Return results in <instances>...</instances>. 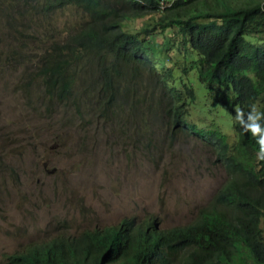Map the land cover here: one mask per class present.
I'll return each instance as SVG.
<instances>
[{"label": "trees", "instance_id": "1", "mask_svg": "<svg viewBox=\"0 0 264 264\" xmlns=\"http://www.w3.org/2000/svg\"><path fill=\"white\" fill-rule=\"evenodd\" d=\"M158 2L0 0L7 41L0 73L26 66L9 77L29 101L46 97L40 116L50 118L54 102L69 106L56 129L72 118L79 125L114 119L112 136L127 132L154 151L149 125L170 137L198 136L225 180L186 224L159 228L152 217H123L7 254L5 264H264V161L256 159V138L234 119L237 107L264 111V0H172L162 9ZM66 6L79 9V19L53 24ZM141 14L156 18L134 32L121 28ZM194 106L209 122L188 121Z\"/></svg>", "mask_w": 264, "mask_h": 264}, {"label": "rangeland", "instance_id": "2", "mask_svg": "<svg viewBox=\"0 0 264 264\" xmlns=\"http://www.w3.org/2000/svg\"><path fill=\"white\" fill-rule=\"evenodd\" d=\"M77 12L73 6L58 10L53 24L76 21ZM154 18L127 17L121 28L134 32ZM6 43L0 39V46ZM35 46L40 47L38 42ZM25 69L20 65L0 73V264L5 255L33 244L114 225L123 217H152L159 228L186 224L225 180L214 152L192 134L170 137L149 125L155 134H144L158 146L154 151L127 132L126 137L112 136L114 119L109 125H79L72 118L56 129L54 123L69 116V106L54 102L50 118L40 116L46 97L40 92L29 101L9 77ZM121 111L127 112L126 106ZM195 120L209 122L196 106L188 117ZM222 130L232 142L231 130ZM79 138L84 140L78 146ZM261 224L264 232V215Z\"/></svg>", "mask_w": 264, "mask_h": 264}, {"label": "clouds", "instance_id": "3", "mask_svg": "<svg viewBox=\"0 0 264 264\" xmlns=\"http://www.w3.org/2000/svg\"><path fill=\"white\" fill-rule=\"evenodd\" d=\"M248 111L245 112L242 108L235 109V121L245 134H250L256 138L259 145V151L256 153V159L264 161V111H261L258 106L253 103L248 106Z\"/></svg>", "mask_w": 264, "mask_h": 264}, {"label": "built area", "instance_id": "4", "mask_svg": "<svg viewBox=\"0 0 264 264\" xmlns=\"http://www.w3.org/2000/svg\"><path fill=\"white\" fill-rule=\"evenodd\" d=\"M171 2L172 0H160L158 6L160 9H162L165 6H168Z\"/></svg>", "mask_w": 264, "mask_h": 264}]
</instances>
